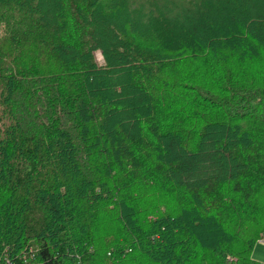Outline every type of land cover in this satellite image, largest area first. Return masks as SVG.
Masks as SVG:
<instances>
[{
  "label": "trees",
  "instance_id": "obj_1",
  "mask_svg": "<svg viewBox=\"0 0 264 264\" xmlns=\"http://www.w3.org/2000/svg\"><path fill=\"white\" fill-rule=\"evenodd\" d=\"M132 3L0 0V264H264V0Z\"/></svg>",
  "mask_w": 264,
  "mask_h": 264
},
{
  "label": "rangeland",
  "instance_id": "obj_2",
  "mask_svg": "<svg viewBox=\"0 0 264 264\" xmlns=\"http://www.w3.org/2000/svg\"><path fill=\"white\" fill-rule=\"evenodd\" d=\"M131 1H133L132 4L135 5V6H137L139 4H144V5L148 6V7L151 6V0H131ZM164 1H166V0H158L159 4H162ZM170 1H172V0H167L168 3ZM174 1H176V0H174ZM95 58H96V61H98V63H102L103 62V57H102L100 51H97L95 53ZM154 187H155V185H152L148 189V191H149L148 198L150 199V204L152 205V203H154V201H155V203L157 205H161L162 204V199H164V195L160 194V197H158L157 196L159 194L158 190L155 189ZM170 202H172V201H170ZM106 219L108 221V218H106ZM106 219L101 223L102 225H101V230L99 232V235L97 236V243H99V244L101 243L107 249V247H108L107 244H109L108 243V239L111 240L114 237V235H116V232H115V230L112 227L113 225L111 226L110 231L106 230V227L110 226L108 222H107V224L105 226ZM102 241H104L106 244H103ZM259 241L260 242L257 243L256 247L254 248V250L252 252V258H254V259L258 260V261L264 262V233L262 235V238ZM105 259H106V257H105Z\"/></svg>",
  "mask_w": 264,
  "mask_h": 264
}]
</instances>
